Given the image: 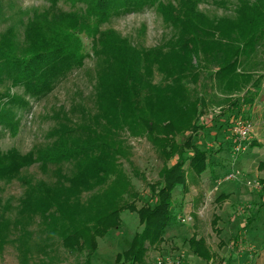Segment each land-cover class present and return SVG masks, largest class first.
<instances>
[{
    "label": "trees",
    "instance_id": "1",
    "mask_svg": "<svg viewBox=\"0 0 264 264\" xmlns=\"http://www.w3.org/2000/svg\"><path fill=\"white\" fill-rule=\"evenodd\" d=\"M58 1L48 0L50 8L45 13L54 12ZM67 1L72 5L82 3L85 8L80 14H64L63 21L44 30L35 27L33 19L40 18L35 16L26 27L24 45L16 42L17 36L12 29L0 35V85L23 90L22 96L10 95L8 89L0 92V126L8 129L11 135L16 133L18 126L12 107L25 108L26 97L36 99L45 95L71 66L82 64L84 54L79 36L87 28L94 35L99 32V26L112 17L154 6L162 12L165 21L169 20L174 28L179 29V34L165 52H156L158 49L139 51L123 43L107 44L112 53L110 59L115 67L121 66L122 74L117 80L115 73V77L107 82L99 81L108 94L104 96V103H96V114L83 124L70 121L57 126L52 132L55 141L44 155L32 152L21 155L15 149L0 151V181L16 178L23 168L36 162L43 168L55 166L53 183H37L28 189L20 202L17 221L1 216L0 245L3 247L12 239L19 231L17 226L31 223L33 217H41L50 225L49 237L60 238L64 249L84 254L83 264H91L98 239L117 229L122 213L129 212L138 216L143 229L134 235L127 250L116 255L114 264H140L147 246L162 242L171 222L173 191L177 187L183 189L186 184L185 165L196 177H200L204 170L206 152L195 146L193 136L175 140L185 132L195 135L203 129L198 126V117L205 95L198 94L194 98L186 95L189 90L186 81L195 83L199 78L200 67L193 65L192 60L202 54L216 62L218 69L211 76L216 83L211 87L220 96L228 97L248 85L256 88L261 76L255 77L252 71L260 67L256 55L257 45L264 40V0H241L235 20L217 23L205 20L197 12L200 0H182L179 11L171 5L165 7L160 0ZM2 3L0 0V18ZM100 47L97 41L96 53ZM216 55L219 57L215 58ZM155 71L169 80L167 84L176 89L175 94L161 92L155 99L140 100L139 96L156 89L151 82ZM166 88L171 89L167 85ZM254 94L243 101L251 105ZM159 102L166 104V115L156 109ZM193 119L195 122L191 124ZM125 128L132 136L145 134L161 155L175 160L173 166L160 171L157 192L150 186L154 196L152 205L137 207L139 195L119 164L125 147L118 142L116 145L114 139ZM65 164L71 166L73 173L70 177L63 173ZM107 183L109 187L91 197L85 207L73 198L83 190L88 193ZM23 230L22 227L21 231L27 233ZM22 247L31 250L28 241H24ZM188 247L194 257L208 262V253L200 242L191 238ZM41 249L38 246L32 248L34 251Z\"/></svg>",
    "mask_w": 264,
    "mask_h": 264
},
{
    "label": "rangeland",
    "instance_id": "2",
    "mask_svg": "<svg viewBox=\"0 0 264 264\" xmlns=\"http://www.w3.org/2000/svg\"><path fill=\"white\" fill-rule=\"evenodd\" d=\"M160 1L165 7L171 5L177 11L182 4V0ZM198 3L197 12L202 18L217 23L226 19L235 20L241 0H200ZM2 6L0 35L12 29L19 45L26 42V27L30 20H34L35 27L44 30L55 22L63 21L64 14H80L85 8L82 3L72 5L67 0H59L57 11L47 13L50 8L48 0H3ZM35 16L40 18L36 20ZM208 29L213 31L212 27ZM98 30L92 35V30L87 28L79 36L84 54L81 65L71 66L45 95L36 99L26 97L25 108L12 107L18 126L13 135L0 126L1 152L15 149L21 155L30 152L44 155L55 141L52 132L57 126L70 121L83 124L96 114V103H104V96L108 94L99 81L107 82L115 77V73L117 80L122 74L121 66L115 67L111 61L112 53L107 44L123 43L139 51L158 49L156 52H165L168 44L173 43L179 34V29L174 28L169 20L165 21L162 12L154 6L112 17ZM97 41L101 45L100 49L97 48L98 53L95 51ZM257 46L256 62L260 63V67L252 73L255 77L261 76L259 85L256 88L248 85L240 92L229 95V99L215 93L211 87L216 83L215 78H211L218 69L216 62L202 54L192 60L193 65L200 67L199 78L195 83L186 81L185 85L189 88L186 95L193 98L198 94L205 95L198 117V126L203 129L195 135L185 132L175 140L193 136L195 146L206 152L204 170L200 177H196L185 165L186 184L183 189L177 187L173 191L171 222L162 242L147 246L140 264H156L162 257L177 258L184 264H264V40ZM152 78L156 89L139 96L140 100L155 99L161 92L164 95L175 94L176 89L167 84L169 80H165L161 73L155 71ZM7 89L10 95H23L21 88L0 85V92ZM247 91L250 94H246ZM251 94L255 98L249 105L243 100ZM156 109L164 115L168 110L164 102L156 103ZM236 120L249 122L252 126L248 139L243 142L244 149L238 151L235 148L238 144L231 134ZM194 122L193 119L191 124ZM130 134L125 128L115 136L116 145L119 143L125 147L119 164L139 195L137 207L152 205V187L157 192L160 171L173 166L175 160L161 155L145 134ZM54 169L55 166L43 168L36 162L23 168L16 178L1 180L0 218L4 215L10 221H17L20 202L28 189L37 183H53ZM71 171L70 165L63 166L65 175L70 177ZM106 187H109L108 183L88 193L83 190L73 198L85 207L91 197L102 193ZM22 227L27 233L21 231ZM16 228L19 231L12 239L3 247L0 245V264H83L85 255L78 251L70 252L62 247L60 238L49 237L50 225L41 217H33L31 223ZM142 229L136 214L122 213L120 226L98 239L91 264H114L116 255L127 250L134 235ZM191 238L205 248L208 262L190 253L188 240ZM24 241H28L30 251L22 247ZM35 246L42 249L32 250Z\"/></svg>",
    "mask_w": 264,
    "mask_h": 264
},
{
    "label": "built area",
    "instance_id": "3",
    "mask_svg": "<svg viewBox=\"0 0 264 264\" xmlns=\"http://www.w3.org/2000/svg\"><path fill=\"white\" fill-rule=\"evenodd\" d=\"M234 127L233 130L231 131L232 137H234L235 142H237V146L235 147L236 150H243V142L248 139V133L251 130V123L242 121V120H236L234 122ZM156 264H184L181 260L179 259H171V258H166L162 257L158 259Z\"/></svg>",
    "mask_w": 264,
    "mask_h": 264
}]
</instances>
